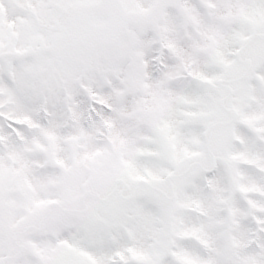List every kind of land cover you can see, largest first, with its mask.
<instances>
[{
    "label": "snow or ice",
    "instance_id": "1",
    "mask_svg": "<svg viewBox=\"0 0 264 264\" xmlns=\"http://www.w3.org/2000/svg\"><path fill=\"white\" fill-rule=\"evenodd\" d=\"M0 264H264V0H0Z\"/></svg>",
    "mask_w": 264,
    "mask_h": 264
}]
</instances>
